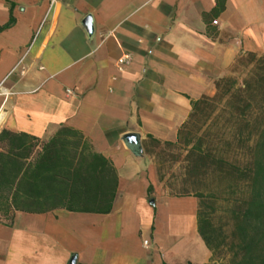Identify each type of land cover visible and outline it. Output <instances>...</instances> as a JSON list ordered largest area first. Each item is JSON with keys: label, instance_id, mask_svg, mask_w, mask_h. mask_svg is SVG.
I'll return each mask as SVG.
<instances>
[{"label": "crops", "instance_id": "crops-1", "mask_svg": "<svg viewBox=\"0 0 264 264\" xmlns=\"http://www.w3.org/2000/svg\"><path fill=\"white\" fill-rule=\"evenodd\" d=\"M246 54L264 55V0H0V264H216L196 198L166 194L146 151ZM93 156L115 173L108 213L67 188Z\"/></svg>", "mask_w": 264, "mask_h": 264}, {"label": "trees", "instance_id": "trees-1", "mask_svg": "<svg viewBox=\"0 0 264 264\" xmlns=\"http://www.w3.org/2000/svg\"><path fill=\"white\" fill-rule=\"evenodd\" d=\"M11 23L10 18L4 28ZM230 72L231 76L214 82L212 97L191 102V112L176 143L186 149L184 160L188 173L195 178L194 184L203 183L209 175L224 182V207L219 222L214 219L216 195L196 192L193 196L197 199V231L212 256L227 254L224 264H264V55L240 56ZM194 128L201 131L195 141ZM63 132L43 147L46 156H53L54 174L59 171L61 151L56 145L61 143ZM93 158L94 167L92 162L77 167L68 163L67 188L69 194L78 189L99 188L101 197L96 211L108 213L115 192V173L103 158ZM59 185L53 184L52 201L58 199L55 195L60 191ZM10 208L19 209L13 199Z\"/></svg>", "mask_w": 264, "mask_h": 264}, {"label": "rangeland", "instance_id": "rangeland-1", "mask_svg": "<svg viewBox=\"0 0 264 264\" xmlns=\"http://www.w3.org/2000/svg\"><path fill=\"white\" fill-rule=\"evenodd\" d=\"M231 68L228 76H231ZM227 76V77H228ZM239 80L241 76L235 75ZM199 125H196V128ZM194 128L193 139L194 141L200 136V132L206 128L203 127L200 132ZM186 149L175 143L172 146H165L163 144H151L150 148L146 151V154L152 159L156 166L158 179L164 192L172 196H194L196 192H200L203 195L215 194L217 197V211L214 217L215 222H219V216L223 215L224 204L222 199L225 195L223 193L224 182L218 180L214 175H209L205 178L203 183L194 184L195 178L188 173L186 162L184 160ZM202 184V185H201ZM197 200V199H196ZM225 221V220H224ZM223 221V223H224ZM228 229L227 226H225ZM216 264H224L227 258V254H219L213 256Z\"/></svg>", "mask_w": 264, "mask_h": 264}, {"label": "built area", "instance_id": "built-area-1", "mask_svg": "<svg viewBox=\"0 0 264 264\" xmlns=\"http://www.w3.org/2000/svg\"><path fill=\"white\" fill-rule=\"evenodd\" d=\"M57 0H48V3L50 6L54 5L56 3ZM215 24V22L213 23ZM130 62V57L128 55H123L121 56V58H119L116 62V66L118 69H122L124 67H126ZM67 94H71L70 91H66Z\"/></svg>", "mask_w": 264, "mask_h": 264}, {"label": "water", "instance_id": "water-1", "mask_svg": "<svg viewBox=\"0 0 264 264\" xmlns=\"http://www.w3.org/2000/svg\"><path fill=\"white\" fill-rule=\"evenodd\" d=\"M88 22H89V18L87 17V18L85 19L84 23H88ZM69 264H74V261L71 260Z\"/></svg>", "mask_w": 264, "mask_h": 264}]
</instances>
